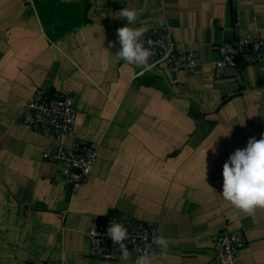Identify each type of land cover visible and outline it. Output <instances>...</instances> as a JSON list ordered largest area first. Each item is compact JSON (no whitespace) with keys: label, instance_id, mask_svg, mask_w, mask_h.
Instances as JSON below:
<instances>
[{"label":"crops","instance_id":"obj_1","mask_svg":"<svg viewBox=\"0 0 264 264\" xmlns=\"http://www.w3.org/2000/svg\"><path fill=\"white\" fill-rule=\"evenodd\" d=\"M124 8L133 27L193 43L198 66L119 59ZM251 34L264 36V0H0V264H131L89 255L101 213L155 221L169 254L153 264H221L223 230L245 235L237 264H264V209L244 215L220 195L223 165L264 136V65L218 69L215 46ZM37 86L71 95L74 137L97 146L75 194L42 157L56 140L18 117Z\"/></svg>","mask_w":264,"mask_h":264},{"label":"built area","instance_id":"obj_2","mask_svg":"<svg viewBox=\"0 0 264 264\" xmlns=\"http://www.w3.org/2000/svg\"><path fill=\"white\" fill-rule=\"evenodd\" d=\"M154 41V52L149 64L152 68L162 63L169 73L190 71L198 66L193 43L182 47L172 37L170 27L163 24L151 28L146 39ZM147 46V45H145ZM214 66L218 69L236 67L239 64L264 65V36L251 34L233 40L221 41L215 46ZM22 123L30 126L46 137L56 140V145L42 154L44 160L57 167L53 181L68 186L75 194L83 180L90 173L97 158V146L74 137L77 109L69 94L51 97L43 87H35L26 102L18 109ZM122 223L128 230L130 239L125 241L132 254L140 255L152 235L160 236L153 220H138L133 217L102 214L95 224L85 231L89 241V255L101 260L113 261L120 258L118 246L107 235L112 222ZM95 231V235L93 232ZM246 244L243 232H219L214 238L215 260L221 264H237L239 252ZM39 264H64L62 261H40Z\"/></svg>","mask_w":264,"mask_h":264},{"label":"clouds","instance_id":"obj_3","mask_svg":"<svg viewBox=\"0 0 264 264\" xmlns=\"http://www.w3.org/2000/svg\"><path fill=\"white\" fill-rule=\"evenodd\" d=\"M120 15L128 24L117 29L121 47L116 56L132 66L151 67L149 60L155 55L154 41L144 39L150 28L145 25L132 26L136 24L138 17L134 9H121ZM222 176L223 190L220 195L231 207L248 216L254 215L257 209H264V136L259 140L250 138L246 148L235 150L223 165ZM107 235L118 246L121 260L131 261V264H153L156 259H166L169 254V242L163 235H152L151 243H147L148 234L145 233V246L134 260L125 244L130 235L122 223L113 221L107 229ZM153 245L156 247L153 248Z\"/></svg>","mask_w":264,"mask_h":264}]
</instances>
